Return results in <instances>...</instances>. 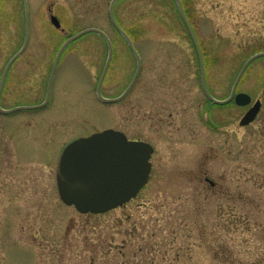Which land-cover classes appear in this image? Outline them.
Returning <instances> with one entry per match:
<instances>
[{"label": "rangeland", "instance_id": "obj_1", "mask_svg": "<svg viewBox=\"0 0 264 264\" xmlns=\"http://www.w3.org/2000/svg\"><path fill=\"white\" fill-rule=\"evenodd\" d=\"M139 1L142 22L124 24L138 31L132 41L142 57L126 99L97 97L107 45L90 33L65 49L46 111L0 116V264H264V58L236 89L262 102L256 120L241 126L250 106L210 105L181 24L167 20L161 0ZM109 2L28 0L30 42L18 77L7 79L3 107L29 104L62 44L87 28L111 38L101 92L121 96L137 62L110 24ZM194 2L206 85L224 100L246 60L264 51V0ZM24 14L23 0H0V79L23 44ZM106 129L152 144V172L128 204L80 214L60 198L56 157L63 142ZM30 144L53 146V156Z\"/></svg>", "mask_w": 264, "mask_h": 264}, {"label": "water", "instance_id": "obj_2", "mask_svg": "<svg viewBox=\"0 0 264 264\" xmlns=\"http://www.w3.org/2000/svg\"><path fill=\"white\" fill-rule=\"evenodd\" d=\"M23 1L25 6V41L22 49L8 62L6 66L0 85V96L10 66L17 59V57L23 53L28 45V1ZM116 1L117 0L113 1V5ZM113 5L111 8V14ZM112 19L115 27L126 37L130 49L137 59V69L135 75L129 87L120 97L108 99L104 98L101 94V86L113 57L112 42L103 30L98 28H87L67 39L57 54L54 66L56 67L62 53L70 43L90 33H96L103 37L107 43L108 57L98 83L97 93L99 98L103 102L107 103H116L125 97V95L133 87L141 68L140 55L134 44L122 28L116 23L113 16ZM51 21L56 28L61 27L60 21L57 17L51 16ZM186 23L190 29L200 62L202 86L210 101L218 105H225L234 99L238 106L250 105L252 102L251 96L242 92L236 94V89L248 66L256 59L264 57V52L255 54L243 65L233 84L231 95L227 99H216L207 89L205 66L200 46L189 23L187 21ZM260 110L261 101L258 100L241 119L240 125L246 126L254 122ZM0 111L4 113L10 112L3 110L2 108H0ZM153 152L154 149L149 143L139 140H129L123 132L113 129H107L102 132L94 133L88 137L78 138L68 144L60 156L56 173L59 195L67 206H74L81 214H105L121 207L135 198L141 189L148 183L152 170L150 159ZM207 181L211 185H214L213 181L209 179H207Z\"/></svg>", "mask_w": 264, "mask_h": 264}, {"label": "flooded vegetation", "instance_id": "obj_3", "mask_svg": "<svg viewBox=\"0 0 264 264\" xmlns=\"http://www.w3.org/2000/svg\"><path fill=\"white\" fill-rule=\"evenodd\" d=\"M113 1L114 0H110L109 7H108V16L110 19V24L113 27V29L115 30V32L119 35V37L122 38L127 43L126 37L114 26L112 16H113L114 20L116 21V23L122 28V30L126 33V35L132 40L135 37H137L138 31L129 30V29H127L126 26H124V24L129 23V22L130 23L142 22L143 16L140 14V8H141L142 3L139 0H117L113 5ZM127 1H129L130 4L126 3ZM161 1L164 2V6L166 7V10L171 15L169 17V19H167V20L170 22L177 23V24L180 23L181 28L184 29V31H183L184 35L186 37H188L191 40V43L193 44L192 35H191L190 29L188 28V25L186 23V21H187L189 23L194 35H195V38L198 40L200 38V35L197 31V26H196L197 25V18L195 16L196 8H195L194 0H178L180 4L178 3L177 0H161ZM112 5H113V10H112V14H111ZM182 12H183L186 20L184 19ZM30 34H31V30H30ZM30 34H29V42H30ZM24 37H25V32H24ZM23 42H24V39H23ZM29 42H28V45H29ZM28 45L25 48V50L23 51V53H21L17 57L15 62L11 65V67L7 73L6 82H7L8 77L10 78L12 74H14L15 77L17 76L18 71L14 72L13 70L17 65V61L21 58V56L27 50ZM127 45H128V43H127ZM199 45H200V49L202 51L203 50L202 46H201L202 44L200 42H199ZM21 47L12 55V57L15 56L21 50ZM138 52L140 54L139 50H138ZM259 52H264V51H259ZM140 57H141V54H140ZM54 61H55V58H54ZM204 63H205V68H206L205 60H204ZM54 66H55V62H53V64L50 67L49 72L44 77V82L41 85V90L38 92H35L36 95L32 96L34 99L33 98H31L30 100L28 99V101L30 102L29 104H17V105H13L11 107H8V108L3 107L2 100H3L4 90L6 88L5 87L6 82H5V85H4V88H3V91H2V94L0 97V107L3 110L10 111V112L4 113V112L0 111V116L8 117V118H14V117H16L18 115H22V114H24L25 116H30V115L35 114V113H40V112L46 111V108L48 106H50V104L52 102H54L55 98H56V81H57L58 74H59L58 70L60 67V61L56 65V67H54ZM141 67H142V57H141ZM140 71H141V68H140ZM3 72H4V70H3ZM3 72H2V75H3ZM2 75H1V78H2ZM0 81H1V79H0ZM124 91L122 92V94L124 93ZM129 92L125 95V97L122 100H124L128 97ZM230 94H231V92H230ZM206 97H207V95H206ZM207 99H208V97H207ZM24 100L27 101L26 98H24ZM57 118H58V115L55 117V119H57ZM68 143L63 142L61 144V147H60L59 152H58L57 157H56L57 162L59 160V156H60L62 150L64 149V147ZM30 146L33 147V148H31L32 150L39 151L43 157L45 156L47 158H51L53 156V152H54L53 146L49 147L48 150H46L43 146H40L38 144H34L33 146L30 144ZM50 149H51V151H50ZM48 153H50V154L48 155Z\"/></svg>", "mask_w": 264, "mask_h": 264}]
</instances>
